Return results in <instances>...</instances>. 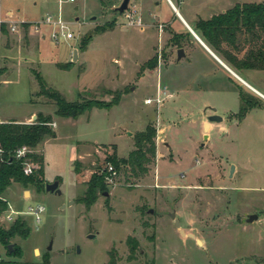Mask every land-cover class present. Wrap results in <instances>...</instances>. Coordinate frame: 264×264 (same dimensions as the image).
<instances>
[{
  "label": "rangeland",
  "instance_id": "rangeland-1",
  "mask_svg": "<svg viewBox=\"0 0 264 264\" xmlns=\"http://www.w3.org/2000/svg\"><path fill=\"white\" fill-rule=\"evenodd\" d=\"M171 1L185 19L189 11L204 18L221 4L264 2ZM122 2H9L14 17L24 23L7 35L2 51L3 80L8 82L0 86V119L24 120L33 109H41L58 128L56 137L46 138L40 147L43 190L12 184L0 195L19 212L36 204L45 208L38 225L22 217L30 237L12 239L8 246H18V261L29 264H40L45 254L50 264H264V101L221 72L201 92L192 87L190 97L164 98L159 108L147 105L145 100L156 96L159 66L170 67L176 51L187 45L176 33L185 30L166 0H129L126 13L140 19V25H130L125 12L118 13ZM59 8L72 41L53 40L57 31L38 24ZM204 64L213 70L211 62ZM235 72L264 94V71ZM33 73L68 102L94 100L113 106L92 109L76 121L61 119L54 114L55 105L41 95ZM239 89L260 99V107L241 121L236 116ZM211 115L221 121L205 131ZM146 126L156 131V156L147 174L107 173L109 196L99 194L86 209L78 199L92 174L103 175L110 146H117V157L126 159L134 150V136ZM73 158L80 161L72 163ZM54 182L60 195L45 191ZM250 215L257 220L247 223ZM9 227L0 218V228ZM128 238L137 242L133 258ZM0 261H14L1 244Z\"/></svg>",
  "mask_w": 264,
  "mask_h": 264
},
{
  "label": "trees",
  "instance_id": "trees-1",
  "mask_svg": "<svg viewBox=\"0 0 264 264\" xmlns=\"http://www.w3.org/2000/svg\"><path fill=\"white\" fill-rule=\"evenodd\" d=\"M197 29L202 37L225 62L234 70L264 71V2L236 4L223 15H218L209 21H199ZM106 30V29H103ZM242 54V56H240ZM155 66V65H154ZM33 76L41 89V95L52 102L55 107V115L59 118L77 120L80 116L92 109L108 110L113 105L94 100H77L68 102L56 90L46 87L45 81L39 73ZM240 101L239 111L236 114L241 121L253 109L259 108L257 97H253L241 89L238 92ZM51 116L37 115L32 124L10 121L0 124V195L12 184L24 187H34L37 192L44 188V163L42 156L34 153L45 138H55L51 127ZM156 131L152 126H146L144 131L137 133L134 138V150L126 159L117 157V147L111 145L112 154L105 158V164L111 165L113 171H129L133 177H142L148 172V165L156 156L155 146ZM29 149L30 153L24 158L17 159L16 151L21 148ZM104 147V145H103ZM29 162L35 166L29 176L23 174V165ZM106 167L103 175L92 174L86 183V189L78 199L86 209H89L97 201L98 195L107 192L108 184L104 181L107 175ZM6 209V203L0 201V212ZM31 230L27 223L18 217L8 229L0 228V244L4 245L7 255L14 261H0V264H29L18 260L22 257L21 249L13 246L9 253L7 246L10 240L18 238L27 240ZM130 249V258L137 248V242L133 238L127 239ZM17 260V261H16ZM40 264H50L48 255H44Z\"/></svg>",
  "mask_w": 264,
  "mask_h": 264
},
{
  "label": "crops",
  "instance_id": "crops-1",
  "mask_svg": "<svg viewBox=\"0 0 264 264\" xmlns=\"http://www.w3.org/2000/svg\"><path fill=\"white\" fill-rule=\"evenodd\" d=\"M16 1L17 0H10L9 2L13 3L14 6L15 5L14 2ZM166 1L173 15H175L181 20L185 32H180L176 30L177 31L176 33L179 36H183L186 39L187 45L183 48H180L184 53V57L180 61H177L175 56V61L170 67L165 68L159 66L156 91L157 89H159L160 91L161 90L165 91L166 93L171 95V97L165 98V100L167 99L173 100L174 98H178L179 95L190 97V95L192 94V89H194L192 87H195V91L201 92L203 87H208L212 82L214 81L216 82L218 80L217 76L222 72L226 79H228L229 81L235 80L236 82H238V87L245 88L246 90H248V92L254 94L255 96H257L258 98L264 101V94L259 90H257L255 87H253L244 78L239 76L235 72V70L227 62H225L219 54H217L211 47H209V45H207V43L203 39L201 31L197 29V24L199 21L206 22L218 15H223L232 7H234L236 3H229L225 5L221 4V6H218V8L216 7L213 8L212 10H209L204 18H201L198 14L193 13V11H189V16L187 19H185L179 13L178 9L174 6L171 0H166ZM16 8L18 9L19 7L17 6ZM205 62H211L214 71L213 70L207 71L205 68L206 66L204 67ZM4 63H5V57H4ZM169 68H172L171 69L172 71H168ZM242 71L245 73H249L251 70H242ZM5 72L6 71L4 67L3 77L6 75ZM209 77H211V80L207 81ZM7 82L8 81L5 79L4 84H6ZM37 115L51 116L46 112H43L41 109H33L24 120H18L15 118H7L0 120L3 123L16 121L17 123L28 124V120L33 119V117H36ZM68 120L72 121V119H68ZM52 122L53 123L51 127L53 128L56 137V129L58 128V124L56 123V120L53 117H52ZM43 143L44 141L36 149L33 150L34 153L42 156V150L40 149V147L43 145ZM42 158L44 163V157L42 156ZM77 160L79 159L73 158L71 162L72 163L75 161L77 162ZM44 167H45V163H44ZM44 180H46L45 172H44Z\"/></svg>",
  "mask_w": 264,
  "mask_h": 264
},
{
  "label": "built area",
  "instance_id": "built-area-1",
  "mask_svg": "<svg viewBox=\"0 0 264 264\" xmlns=\"http://www.w3.org/2000/svg\"><path fill=\"white\" fill-rule=\"evenodd\" d=\"M10 0H0V86L4 84L3 80V70H4V58L2 56V51L4 50V46L7 40V35L17 33L21 24L24 21H20L14 17V14L8 8V3ZM74 0H70L73 2ZM60 6V5H59ZM124 19L130 25H140V19H135L133 15L126 13L123 15ZM40 25L51 27L54 31H57V34L54 33L52 36L53 40H65L72 41L74 36L69 32L66 24L62 20L61 16V8L55 14H45L40 20ZM35 31H38V27L35 26ZM171 97L170 94H167L165 91H160L157 89L156 96L153 99L145 100L147 105H155L156 108H159L164 101V98ZM0 120V124H2ZM30 153L29 149L23 147L16 151L15 157L17 159L24 158L26 154ZM35 166L29 162H25L23 165V174L25 176H29L32 174ZM106 172L110 175H114L115 172L111 165H107ZM0 201L6 203V209L0 212V218L3 219L7 224H12L18 217H29L33 220L35 225L40 224L42 215L45 212V208L42 205L36 204L34 206H29L26 211H16L10 206L4 199L0 197Z\"/></svg>",
  "mask_w": 264,
  "mask_h": 264
},
{
  "label": "water",
  "instance_id": "water-1",
  "mask_svg": "<svg viewBox=\"0 0 264 264\" xmlns=\"http://www.w3.org/2000/svg\"><path fill=\"white\" fill-rule=\"evenodd\" d=\"M128 3H129V0H123L121 6L118 8V13H119L120 15L123 14V13L126 11V9H127V7H128ZM74 57H75V56H74ZM183 57H184V53H183L182 49H179V50L177 51V54H176V60H177V61H180ZM212 112H214L213 109H212ZM207 121H208V123H205V124H204V130H205V131H207V130L209 129L210 124H211L212 122H218V121H221V118L218 117V116H216V115H211V116H208V117H207ZM207 138H208V136L205 135V136H204V139H207ZM233 171H234V167H231V170H230V172H229V177L232 176ZM58 185H59L58 182H54V183H52V184H47V185L45 186V191L48 192V193H52V194H56V195H60V194H61V191L59 190ZM26 194H28V193L25 192V195H26ZM108 196H109V194H108L107 192H106V193H103V197H108ZM170 216H171V218L174 220L175 226H176L177 228H179L180 225H179L178 221L175 220V213H172ZM255 220H257V216H256V215H250V216L247 218V223H252V222L255 221ZM180 234H181L182 236H185V234L183 233V231H180ZM190 237H192V236L190 235ZM88 238H89V239H93L94 236H93V235H90V236H88ZM51 248H52V243H50V245H49V247L47 248V250L50 251ZM7 249H8V251H9V253H12L13 246H12V245H9V246L7 247ZM35 252H36V251H35Z\"/></svg>",
  "mask_w": 264,
  "mask_h": 264
}]
</instances>
